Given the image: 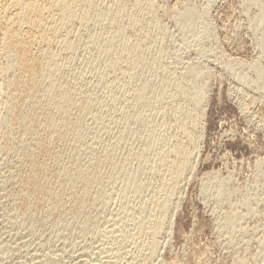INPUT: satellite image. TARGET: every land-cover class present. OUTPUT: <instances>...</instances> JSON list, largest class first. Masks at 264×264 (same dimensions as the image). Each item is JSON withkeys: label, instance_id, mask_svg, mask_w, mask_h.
I'll use <instances>...</instances> for the list:
<instances>
[{"label": "rangeland", "instance_id": "obj_1", "mask_svg": "<svg viewBox=\"0 0 264 264\" xmlns=\"http://www.w3.org/2000/svg\"><path fill=\"white\" fill-rule=\"evenodd\" d=\"M97 1L98 0H96L97 5L95 4V13L100 14L106 10L107 12L111 11L112 14L115 13L113 15L115 20L111 24H104V22L98 20L97 22H89L92 24L87 23L88 25H81L76 19L66 28H62L63 30L60 32V35H69L68 37L71 38L72 42H75V40L77 41L71 52L65 49V52H70L65 53L63 51L65 47H62L63 49L57 47L58 45L61 46L60 41L59 44L57 41V44L54 42V44L49 47L50 52H54L56 55L60 54L61 56L57 58L55 55V62H60L57 64V67L60 69L58 77L61 76L60 79H62L63 82L65 80L66 84L76 89L74 90L75 92L78 89V93H75L77 97L73 99L74 104L70 108L72 111L70 110L67 114L62 115L60 117L61 119L59 118L60 120L70 118L69 127L67 130H63L61 134H58L60 132L59 130H61L60 125L55 124V121H48L52 109L49 100H46L47 97L44 86H42V88L41 86L37 88L35 100L32 101L29 99L30 97L27 95L26 91L28 88L22 86V71L18 64L15 63L14 57H11V60L7 61L5 57L0 55V59H2L0 60V68L2 69L0 87L3 92H6L2 95L3 92L0 90V92H2L0 93V106L2 107H0V111L2 113L5 112L4 101H9L11 103L13 102L12 104H14L16 108V113L21 115V119L17 121L9 120L6 125H0V264H98L99 262L102 264H107L108 262V264H110V262L111 264L113 262L115 264H123L125 262L129 264V259L131 262L130 264H132V257L134 256L135 263V260L140 259L136 264H264V255L262 256L264 253L261 250H264V244L262 245L264 242V78H262L264 77V0H137L140 4L136 0L134 2L132 0H117V2L116 0H105L106 2L104 0H99V3ZM100 1H103L104 5H102L103 3ZM132 3L133 5H131ZM107 4V7L111 6L113 9L110 10L111 7L107 8ZM127 4L129 5L127 6ZM141 5L145 7L143 6L144 8H142ZM115 6L117 8H114ZM131 7L134 11H131L132 9L130 10ZM187 7L195 9V13L202 15V17L192 24L184 23V16L181 13H185L184 10H186ZM136 8H138V10H136ZM140 10L142 11L140 12ZM127 11L131 13L127 15ZM140 13L144 20L142 17H137ZM147 13L149 14L148 16ZM176 13L179 16H177ZM129 14L130 17L132 16L133 18L136 15V22L135 20L133 23L129 21ZM118 16L120 17L118 18ZM126 17L129 19H126ZM179 18H181V20ZM123 20L126 21L124 22ZM151 24L153 26H151ZM144 25L148 26L144 27ZM73 26L75 28H73ZM86 26L87 29L85 28ZM100 26L103 27L101 28ZM136 27L139 28L138 31H136ZM141 27H143V33L140 31ZM107 29L108 32H106ZM121 29L127 31H122ZM132 29L137 32L135 36V31L133 30L132 32ZM145 29H148L147 32ZM111 30L112 32H110ZM95 31L97 32L95 33ZM115 31L121 33V35L124 34V39L127 43L130 42V44L128 43L127 45H138L139 47L141 46L142 49L140 48V53L138 51H136L137 53L135 54L132 52L131 55L133 54L134 57L133 55L132 57L130 55L123 56V58L127 57L128 60H125V58V61L123 58L119 59L117 62L119 69L117 68L115 71L108 69L104 70L102 73V70L98 68L96 63V65H93L92 62L87 61L85 63L84 61L87 60L86 58L91 59L97 55L96 48L92 42L102 41L103 38H107L110 33L112 34ZM107 33L108 36L106 37ZM137 34L140 35L138 36ZM102 35L104 36L102 37ZM126 36L130 37L127 39ZM134 38L136 39L133 40ZM78 40L81 42H78ZM141 40L143 42H141ZM132 41L133 43H131ZM121 45V43L117 42L115 46L120 50ZM41 48L42 47L36 48L35 50L37 52L35 51L36 53H34L39 59L43 60L46 49H42L43 52L37 50ZM53 49H55V51H52ZM92 49L95 50L93 51ZM73 51L75 52L74 54ZM61 59L63 61H61ZM145 59L147 60L148 67H146V63H144L146 62ZM149 59L153 61V65ZM121 60L124 62L122 61V63H120ZM126 61L128 62L126 63ZM61 62H63V64ZM6 64L9 66L8 68H6ZM120 64L121 67H119ZM134 65L136 67H134ZM185 65H192L197 70L199 69L202 72H207L206 74H208L207 76L209 78H207L206 74H202V77L204 75L205 78H201V76L196 78L199 81L196 79L192 81L190 78L182 77V74H184L183 67H185ZM60 66L64 68L62 69ZM143 67L145 69H143ZM61 69L63 73H61ZM121 69L126 73L123 71L121 72ZM124 69L129 70L130 74L129 71L127 72V70L125 71ZM121 73H124V76ZM258 73L262 74L260 75L261 78L258 76ZM143 74L145 78L149 79H146L147 82L149 81V84H153H150L152 87L150 86L149 88L151 93L148 91V102L142 104L137 102V98L135 100L133 99L137 95L134 94L136 92L133 90L136 91V86L138 87L137 84L141 81H138V78H142ZM133 76L136 78L138 77L137 80H135V77L132 78ZM65 77L66 79H64ZM130 78L132 80H130ZM163 78H168V80H170L171 84H168L170 86L173 85V82V86L177 87V85H181H179L178 88L181 87L180 90H182L180 91L178 89V93H175L176 97L174 94L168 97L163 96L165 99L160 97L161 100H159L160 95L158 92L161 91L159 90L161 84L160 80H163ZM259 78L263 81L260 82ZM133 81H136V83ZM8 82H14L12 84L13 90H10L11 86H6ZM132 83H135L133 85L135 88L131 85ZM158 83H160L159 86ZM17 84L20 85L19 89ZM202 84L204 87L201 86ZM195 85L196 88L202 89L200 90L202 93H199L200 95L198 94L200 98L199 96H197V98L196 96L194 97L193 91H191V87ZM170 86L168 87L171 88ZM160 87L162 88L163 85L161 84ZM121 88L125 89V94L122 93L124 90L121 91ZM126 88L128 90L127 92ZM129 88L132 89L130 90ZM6 89L7 91H5ZM40 89L42 92H40ZM152 89L154 90L152 91ZM83 91H88L89 94L90 91L91 93H96L95 95H97L99 100H104V102L101 101L102 103L93 104L91 114L86 115V117L84 113L83 115L80 112V107L78 106L88 95L87 92L85 96V93H82ZM154 92L157 95H155ZM180 92H182L183 95H180ZM186 92L188 95H186ZM38 93L39 95L37 96ZM127 93L128 95H126ZM121 94L124 95V97H122ZM201 94L203 96H201ZM43 96L44 98L42 99ZM119 96L122 98H118ZM190 96H193V98ZM39 97H41L40 99L42 100H40ZM78 98H80V100ZM171 98H173V100ZM75 99H78L79 102ZM38 100L39 102H37ZM25 101L28 102V104ZM194 102L198 103L197 106L194 105ZM137 103L139 105H136ZM181 103H183L184 107H182ZM141 104L145 108L142 106L139 108ZM178 104H180V107ZM149 105L150 107H147ZM120 106H122L123 109ZM39 107L41 108L40 110H38ZM188 107L189 112H191V109L192 111L195 110V113H190V116L188 115L186 120L183 115H181V117L179 114L174 113L178 108ZM142 108L144 112L149 109L147 113L153 116L151 118L154 121L155 130L157 132L160 131L158 133L160 140L163 138V140H161V145H166V150L164 149V145L162 146L164 154V158H162L165 160L163 163H168L172 161V159L177 161L178 159V162H181L184 167L181 172L182 174L180 173L178 175L179 177L174 181L175 187H172L173 194L167 211L168 213L166 212L163 217H160V215L158 216L162 224L160 225V222H158L157 224L159 226L156 225V227H154L155 224L150 222L151 214L148 213L145 218L146 221L144 220V222H150L147 223L149 224L147 226L151 228L153 225L151 229L153 233L156 232L155 235L149 232L143 236L137 233V215L139 212L143 211V206H145V204L147 210H149L148 207L151 208V206H153L150 204H153L156 200L155 197L156 193H158V184L160 185L168 174L165 173L167 171H165L164 168H161V164L163 163L155 159L156 155L154 150L149 148L153 141L149 140L150 137L149 139L145 137V135L147 136L145 131L146 123L144 119H142V121L139 120L140 118L138 116V113L142 112ZM164 109L166 110L164 111ZM93 113H95V115ZM92 115L93 117H91ZM94 116L97 117L98 121L94 119ZM122 116L124 118L126 117V119L128 118V121L126 122ZM177 117L179 118L180 124L184 119L183 125H185V129L184 126L181 128L179 121H176L178 120ZM76 118H78L77 120H82L83 123L85 122V125L83 124L85 127L81 128V130L79 129L80 131L78 130L77 133L75 131L73 133L72 125L77 121ZM50 122H52V124ZM155 122L159 126L155 125ZM110 123L113 124L111 125ZM33 129L34 131H32ZM79 133H81V135ZM124 134L125 136L123 137ZM144 140L147 141V143H145ZM110 143L114 146L112 145V147H109ZM171 145L172 147H170ZM173 145L176 146L173 148ZM181 145L183 148H181ZM168 146L175 149L172 151H175L176 155L174 152H171V150H167L166 147ZM90 147L94 149H92V151L95 152L94 154L90 153ZM76 149H78L79 152ZM74 150H76L75 153H71L74 152ZM143 150L145 154H143ZM104 151L108 153L106 159ZM139 151H142V153ZM179 152L180 155H178ZM157 153L159 154V152ZM168 153L172 155H168ZM86 155L87 157L90 156L87 158ZM187 155L188 157H186ZM165 156L167 157L165 158ZM112 157L116 160H113ZM118 157L119 161L117 160ZM75 158H77V160ZM92 159L94 160V164H92ZM108 159L111 161L113 160L112 163L114 162L113 164L115 166L118 165L121 167L117 166L119 168L117 169V167L113 166L111 161L109 165H106L109 162ZM152 159H155V162H153ZM185 159L186 162H184ZM74 160H76V163ZM90 161L91 163L89 165ZM150 162L151 164H156V170L152 167L154 165H148ZM97 163L98 166H96ZM72 164L76 167L75 169L71 166ZM82 164H85V166ZM110 164L111 167L113 166L117 169V177H115L116 175L111 177L110 173H107V171L109 172V169H111ZM80 166L81 168H85L81 170ZM108 166L110 168H108ZM150 167L151 169L153 168V173L148 169ZM95 169L96 171L94 172ZM86 170L89 171L87 172ZM157 170L159 172H157ZM80 171L84 172V174ZM118 172L122 174L120 175ZM71 173L76 175L74 176ZM91 173H95V178L93 180ZM135 173L137 176H135ZM97 174H99V178ZM80 175H83V177ZM122 175L123 177H121ZM131 177L130 183H128V180H124L130 179ZM215 178H217L216 181L223 183L224 193L222 192V196H216L217 194H215V188L213 187ZM134 179H136L137 182L142 181L141 183L145 187L142 186V189L135 192L133 186L136 181H134ZM125 183H128L130 186L125 185ZM84 185H87V187ZM124 188L127 189L125 190ZM245 202L246 204H244ZM145 211L146 210H144L143 215L147 214V211L146 213ZM232 213L236 217L232 225H229L232 230L226 228L228 230L226 233V229L223 227L222 222L226 219V216ZM135 218L137 219L136 221L134 220ZM119 225L120 227L118 228ZM243 227L248 229H244ZM228 232L231 233V236L233 233L235 234H233V239H231L230 233ZM150 233L153 235V238H151ZM151 239L155 244L153 248L154 251L152 250L154 254L156 253L155 256L151 252H149L151 254L147 253L149 251H147V248L152 242ZM149 240H151V242ZM148 242H150V244ZM121 244L124 247H122ZM115 245H117L118 254L122 253L121 255L119 254L122 260L120 257L118 258L120 263L117 261V258L112 259L111 257V252L112 256L115 254ZM156 246H158V248ZM100 252L102 253L101 256H99L101 254ZM106 255H109L111 260ZM104 256H106L107 259L106 257L105 259L101 258ZM98 258L103 260L98 262ZM125 258H127L128 261H125ZM103 261L106 262L104 263ZM116 261L118 263H116Z\"/></svg>", "mask_w": 264, "mask_h": 264}, {"label": "bare ground", "instance_id": "obj_2", "mask_svg": "<svg viewBox=\"0 0 264 264\" xmlns=\"http://www.w3.org/2000/svg\"><path fill=\"white\" fill-rule=\"evenodd\" d=\"M99 1V0H98ZM97 1V2H98ZM105 1V0H104ZM109 1V0H108ZM133 2L135 1V0H132ZM137 1V0H136ZM141 1V0H140ZM153 1V0H152ZM101 2V1H100ZM106 2V1H105ZM116 2H117V0H116ZM138 3H139V1H137ZM151 2V1H150ZM99 3V2H98ZM101 3H103V1L101 2ZM107 3H109V2H107ZM111 3V2H110ZM145 3V2H144ZM147 3H149V2H147ZM152 3V2H151ZM190 3V2H189ZM95 4H96V0H0V55H2L3 57H5L6 59H7V61H9V60H11V57H14V59H15V63H17L18 64V66H19V68L21 69V71H22V81H23V83H22V86H26L28 89H26V91H27V95L30 97L29 99H31L32 101L33 100H35L36 99V92H37V88L38 87H40L41 86V88H42V86H44V88H45V94H46V97H47V99L46 100H49V104H50V106H51V109H52V112L50 113V117L48 118V121H55L56 123L55 124H59L60 125V127H61V130H59L60 132L58 133V134H61L62 133V131L63 130H67V128L69 127V121H70V118L69 119H64V120H60L61 118V116L62 115H64V114H67L70 110L72 111V109H70L71 108V106L74 104V98H76L77 96H76V94L75 93H78V89H77V91L75 92L74 90H76V89H73L71 86H69V84H66L65 82V80H64V82H63V80L62 79H60V77H58V75H59V71H60V69H59V67H57V64L58 63H60V62H58V63H56L55 62V59H56V56H57V58H58V56H60V54L59 55H56V54H54V52H50V49H49V47L51 46V45H53L54 44V42L57 44V41H58V44H59V41L61 42L60 43V45L61 46H57V47H60V48H62V47H65L64 49H63V51L65 50V49H67V50H70V52H71V50L74 48V46H75V43L77 42L76 40H75V42L73 41H71V38H69L68 36L69 35H67L66 33V35H64L63 33V35H60L61 33V30H63L62 28H66L71 22H74V20H76L77 19V21L82 25H86L87 23H89V22H97L98 20L99 21H102V22H104V24L105 23H109V24H111L115 19V17H113V15L115 14H112L111 13V11L110 12H107V10L106 11H103V12H101L100 14H98V13H95ZM106 4V3H105ZM122 4H124V3H122ZM129 4H130V2H129ZM129 4H127V6L129 5ZM135 4V3H134ZM140 4V3H139ZM146 4V3H145ZM144 4V5H145ZM150 4V3H149ZM153 4V3H152ZM97 5V4H96ZM100 5V4H99ZM99 5H98V7H99ZM102 5H104V3L102 4ZM101 5V6H102ZM111 5V4H110ZM113 5H114V3H113ZM121 5V4H120ZM126 5V4H125ZM131 5H133V3L131 4ZM136 5H138V4H136ZM135 5V6H136ZM143 5V6H144ZM184 5V4H183ZM108 6V4L106 5V7ZM116 6H117V4H116ZM114 7V8H117V7ZM123 6V5H122ZM126 6V7H127ZM134 6V7H135ZM142 6V5H141ZM142 6V8H144ZM191 6V5H190ZM109 7H111V6H109ZM109 7H107V8H109ZM146 7H147V5H146ZM151 7V6H150ZM123 8H124V6H123ZM141 8V7H140ZM139 8V9H140ZM194 8V7H193ZM98 9V8H97ZM96 9V10H97ZM106 9V8H105ZM104 9V10H105ZM111 9H113L112 7L110 8V10ZM132 9V7L130 8V10ZM135 9V8H134ZM153 9V8H152ZM98 10H100V9H98ZM109 10V9H108ZM129 10V9H128ZM136 10H138V8H136ZM181 10V9H180ZM183 10H184V8H183ZM197 10V9H196ZM116 11V10H115ZM114 11V12H115ZM131 11H134L133 9L131 10ZM142 10H140V12H141ZM152 11V10H151ZM185 11V13H181V14H183V16H184V18H183V20H184V23L186 22L187 24H192V23H194L196 20H199L201 17H202V15H198L197 13H195L196 11H195V9H191L190 7H187L186 8V10H184ZM183 11V12H184ZM97 12V11H96ZM99 12V11H98ZM118 12V11H117ZM139 12V11H138ZM137 12V13H138ZM147 12H148V10H147ZM123 13V12H122ZM125 13V12H124ZM128 13H131L130 11L128 12L127 11V15H128ZM126 14V13H125ZM144 14V13H143ZM177 14V13H176ZM175 14V15H176ZM180 14V15H181ZM200 14H202V13H200ZM126 15V16H127ZM149 14L147 13V16H148ZM177 16H179L178 14H177ZM176 16V17H177ZM182 16V17H183ZM120 16H118V18H119ZM129 17H130V14H129ZM135 17H136V15H135ZM135 17L133 18L132 16L130 17V22L131 23H133L134 22V20H135ZM137 17H142L141 16V13L137 16ZM122 18H123V16H122ZM132 18V19H131ZM143 18V17H142ZM150 18H152V17H150ZM154 18V17H153ZM126 19H129V18H127L126 17ZM158 19V18H157ZM180 20H181V18H179ZM136 20H137V18H136ZM136 20H135V22H136ZM143 20H144V18H143ZM151 20V19H150ZM259 20V19H258ZM118 21H119V19H118ZM124 22L126 21V20H123ZM122 21V22H123ZM139 21V20H138ZM147 21V20H146ZM153 21V20H152ZM121 22V23H122ZM181 22V21H180ZM78 23V24H79ZM98 23H100V22H98ZM145 23H147V22H145ZM154 23V22H153ZM183 23V24H184ZM79 24V25H80ZM89 24H92V23H89ZM130 24V23H129ZM157 24V23H156ZM156 24H154L156 27H158ZM74 25V24H73ZM88 25V24H87ZM94 25H95V23H94ZM123 25V24H122ZM125 25V24H124ZM133 25V24H132ZM135 25H138V24H135ZM142 25V24H141ZM78 26V25H77ZM104 26V25H103ZM102 26V27H103ZM108 26V25H107ZM109 26H111V25H109ZM112 26H113V24H112ZM125 26H127V25H125ZM148 25H144V27H147ZM151 26H153L152 24H151ZM150 26V27H151ZM70 27V26H69ZM68 27V28H69ZM97 27V26H96ZM101 27V26H100ZM101 27V28H102ZM105 27V26H104ZM121 27V26H120ZM129 27H130V25H129ZM133 27V26H132ZM67 28V29H68ZM73 28H75L74 26H73ZM79 28H80V26H79ZM78 28V29H79ZM86 29H87V26L85 27ZM89 28V27H88ZM100 28V29H101ZM109 28V27H108ZM116 28V27H115ZM125 28V27H124ZM131 28V27H130ZM137 28V27H136ZM142 28L143 27H141L140 28V31H142V33H143V30H142ZM82 29H83V26H82ZM85 29V30H86ZM110 29H111V27H110ZM109 29V30H110ZM120 29V28H119ZM118 29V30H119ZM128 29V28H127ZM138 29L139 28H137L136 29V31H138ZM80 30V29H79ZM116 30V29H115ZM122 31L123 30H125V29H121ZM133 30L134 29H132V32H133ZM148 30V29H147ZM147 30L145 29V31L147 32ZM66 31V30H65ZM64 31V32H65ZM83 31H84V29H83ZM99 31V30H98ZM125 31H127V30H125ZM130 31V30H129ZM135 31V30H134ZM135 31V34H134V36L136 35V32ZM63 32V31H62ZM71 32V31H70ZM73 32V31H72ZM75 32V31H74ZM97 31H95V33H96ZM106 32H108V29H107V31ZM110 32H112V30L110 31ZM158 32V31H157ZM76 33V32H75ZM74 33V34H75ZM87 33V32H86ZM102 33V32H101ZM123 33V32H122ZM142 33H141V35H142ZM155 33H156V31H155ZM74 34H73V36H74ZM99 34V33H98ZM106 34V33H105ZM126 34H127V32H126ZM125 34V35H126ZM130 34V33H129ZM132 34V33H131ZM150 34V33H149ZM96 35V34H95ZM124 34H122L121 35V33H119V32H117V31H115V32H113L112 34L110 33L109 34V36H108V33H107V35H106V37L107 38H103V40L102 41H96V42H92V43H94L93 45L95 46V48H96V53H97V55L95 56V57H93V58H91V59H89V58H86L85 60L86 61H84L85 63L87 62V61H89V62H92V64L94 65L95 63L97 64V66H98V68L100 69V70H102L101 72L103 73V71L104 70H114L115 71V69H117L118 68V60L119 59H122L123 58V56H125V55H130L131 57H132V55H131V53L133 52L134 54L135 53H137L136 51H138L139 52V50H141L142 48H141V46L139 47L138 45H127L128 43L130 44V42H128L127 43V41L124 39V36H123ZM138 36L140 35V34H137ZM144 35V34H143ZM155 35V34H154ZM160 35V34H159ZM94 36V35H93ZM99 36V35H98ZM98 36H97V38H98ZM104 35H102V37H103ZM131 36V35H130ZM130 36H128V37H130ZM78 37V36H77ZM77 37H76V39H77ZM90 37H92V36H90ZM127 37V36H126ZM128 37H127V39H128ZM137 37V36H136ZM145 37V36H144ZM73 38V37H72ZM79 38V37H78ZM153 38V37H152ZM73 39H75V38H73ZM80 39V38H79ZM136 38H134L133 40H135ZM139 39V38H138ZM141 39H142V36H141ZM146 39V38H145ZM98 40V39H97ZM130 40V39H129ZM144 40V39H143ZM80 40H78V42H79ZM88 41V40H87ZM87 41H85V42H87ZM94 41H95V37H94ZM81 42V41H80ZM117 42H119V43H121L122 45H121V48H120V50L115 46L116 45V43ZM141 42H143L142 40H141ZM148 42V41H147ZM89 43V42H88ZM90 43H91V41H90ZM89 43V44H90ZM131 43H133V41L131 42ZM56 44H55V46H56ZM136 44V43H135ZM145 44V43H144ZM78 45H79V43H78ZM77 45V46H78ZM141 45V44H140ZM87 46V45H86ZM85 46V47H86ZM38 47H42L40 50L39 49H37L38 51H42V49L43 50H45L46 49V52H45V56H44V59L43 60H41V59H39V57H37L36 56V48H38ZM57 47H56V49H57ZM144 47H145V45H144ZM51 48H53V47H51ZM92 48H93V46H92ZM118 49V51H117V49ZM141 48V49H140ZM61 49V50H62ZM76 49V48H75ZM74 49V50H75ZM87 49V48H86ZM85 49V50H86ZM61 50H60V53H61ZM93 51L95 50V49H92ZM36 51V52H35ZM52 51H55V49H53ZM84 51V50H83ZM82 51V52H83ZM35 52V53H34ZM43 52V51H42ZM65 52V51H64ZM66 52H68V51H66ZM65 52V53H66ZM70 52H68V53H70ZM57 53V52H56ZM75 52L73 51V54H74ZM85 53V52H84ZM140 53V52H139ZM58 54V53H57ZM62 54V53H61ZM73 54H71V55H73ZM91 54V53H90ZM56 55V56H55ZM140 55V54H139ZM142 55V54H141ZM157 55V54H156ZM66 56H67V54H66ZM68 56H69V54H68ZM137 56V55H136ZM135 56V57H136ZM41 57V56H40ZM61 57V56H60ZM129 57V56H128ZM133 57H134V55H133ZM152 57H154V56H152ZM2 58V57H1ZM125 58V60H128L127 59V57H124ZM124 58H123V60H124ZM130 58V57H129ZM137 58V57H136ZM138 58H139V56H138ZM6 59H5V61H6ZM14 59H13V62H14ZM78 59V58H77ZM141 59V58H140ZM147 59V58H146ZM145 59V61L146 62H144V63H146V67H148L147 66V60ZM0 60H2V59H0ZM67 60V59H66ZM66 60H65V62H66ZM79 60V59H78ZM123 60H121V62L120 63H122V61ZM124 60V61H125ZM133 60V59H132ZM131 60V61H132ZM150 61H151V59H149ZM162 60V59H161ZM61 61H63L62 59H61ZM123 61V62H124ZM138 61H139V59H138ZM138 61H136V62H138ZM149 61V62H150ZM13 62H12V65H13ZM128 61H126V63H127ZM134 62V61H133ZM132 62V63H133ZM140 62V61H139ZM152 62L153 61H151V64H152ZM9 63V62H8ZM14 63V64H15ZM62 64H63V62H61ZM79 63V62H78ZM82 63V62H81ZM126 63H125V66H126ZM129 63H130V61H129ZM61 64V65H62ZM65 64V63H64ZM95 64V65H96ZM135 64V63H134ZM138 64H140V63H138ZM161 64V63H160ZM80 65V64H79ZM78 65V66H79ZM85 65H87V64H85ZM135 65H137V64H135ZM134 65V67H136ZM153 65V64H152ZM193 65V64H192ZM192 65H185V67H183L184 69H183V72H184V74H182L181 76L182 77H187L188 79L190 78V80H192V81H194L196 78H198L199 76H201V78H203L204 77V75L207 73H205V72H202L201 70H197V69H195L194 68V66H192ZM241 65V64H240ZM253 65H254V63H253ZM257 65V64H256ZM6 66H7V64H6ZM65 66V65H64ZM84 66V65H83ZM96 66V67H97ZM122 66H123V64H122ZM132 66V65H131ZM138 66V65H137ZM149 66H150V63H149ZM246 66H247V64H246ZM259 66V65H258ZM9 66H7L6 68H8ZM13 67V66H12ZM12 67H11V69H12ZM119 67H121V64H120V66ZM127 67V66H126ZM129 67H130V65H129ZM133 67V66H132ZM144 67H145V65H144ZM143 67V69H145ZM253 67V66H252ZM60 68H62V66H60ZM64 68V67H63ZM62 68V69H63ZM66 68V67H65ZM97 68V69H98ZM122 68H124V67H122ZM160 68V67H159ZM248 68V67H247ZM259 68V67H258ZM3 69H4V67H3ZM62 69H61V73H63L62 72ZM98 69V70H99ZM119 69V68H118ZM130 69V68H129ZM138 69V68H137ZM13 70V69H12ZM99 70V71H100ZM125 70V69H124ZM127 70V69H126ZM125 70V71H126ZM156 70V69H155ZM181 70V69H180ZM204 70V69H203ZM255 70V69H254ZM5 71H6V69H5ZM14 71V70H13ZM66 71V70H65ZM69 71V70H68ZM94 71V70H93ZM118 71V70H117ZM123 70L121 69V72H122ZM129 70H127V72H128ZM257 71V70H256ZM255 71V72H256ZM261 71V70H260ZM1 72H2V69L0 68V75H1ZM113 72V71H112ZM124 72V71H123ZM134 72V71H133ZM19 73H21V72H19ZM93 73V72H92ZM106 73V72H105ZM109 73V72H108ZM124 73H126V72H124ZM124 73L122 74L123 76H124ZM160 73V72H159ZM101 74V73H100ZM113 74H114V72H113ZM116 74V73H115ZM129 74H130V71H129ZM135 74V73H134ZM146 74V73H145ZM172 74V73H171ZM202 74H204L203 75V77H202ZM259 74V73H258ZM61 75V74H60ZM126 75V74H125ZM160 75V74H159ZM169 75V74H168ZM208 74H206V76H207ZM260 75H262V74H259L258 76L260 77ZM5 76V75H4ZM3 76V77H4ZM99 76H101V75H99ZM116 76V75H115ZM119 76V75H118ZM117 76V77H118ZM129 76H131V75H129ZM128 76V77H129ZM137 76V75H136ZM153 76V75H152ZM151 76V77H152ZM2 77V78H3ZM107 77V76H106ZM116 77V78H117ZM128 77H126V78H128ZM135 76H133L132 78H134ZM165 77V76H164ZM175 77H176V75H175ZM243 77V76H242ZM15 78V77H14ZM82 78V77H81ZM109 78V77H108ZM138 78V77H137ZM137 78L135 77V80H137ZM141 77H139L138 78V81H140V83H138L137 85H138V87L136 86V91L135 90H133L134 92H136V93H134L133 95L135 96H133L134 98V100L136 99L137 100V102H140V103H145V102H148V91H150L149 90V88H150V84H153V83H148L147 82V80H149V79H147V78H145V75L143 74L142 75V78L140 79ZM205 78V77H204ZM207 78H209L208 76H207ZM243 78H245V77H243ZM242 78V79H243ZM257 78V77H256ZM261 78V77H260ZM260 78H259V81L261 82V81H263V80H260ZM262 78H264V77H262ZM1 79V78H0ZM64 79H66V77L64 78ZM101 79V78H100ZM100 79H98V80H100ZM147 79V80H146ZM170 79V78H169ZM183 79V78H182ZM181 79V80H182ZM186 79V78H185ZM10 80V79H9ZM9 80H7V81H9ZM126 80V79H125ZM130 80H132L131 78H130ZM196 80H198V79H196ZM4 81V80H3ZM112 81V80H111ZM116 81V80H115ZM161 81V84L163 85V87L161 88L160 86H161V84L160 83H158V86H159V84H160V86H159V90H161L160 92H158V94L160 95L159 96V98L160 97H163V96H171V95H174L175 93H178V91L180 90V88L181 87H179L178 88V86L180 85L179 84V82H178V84L179 85H177V84H175V85H177V87L176 86H173L174 85V82H173V85L172 86H170V85H168L169 83L171 84V82H170V80H168V78H166V79H164L163 78V80H160ZM199 81V80H198ZM133 82H135L136 83V81H133ZM176 82V81H175ZM14 82H8V84L6 85V86H11L10 87V90H13L12 89V84H13ZM17 83V82H16ZM44 83V84H43ZM111 83V82H110ZM134 83V84H135ZM195 83V82H194ZM193 83V84H194ZM84 84V83H83ZM99 84H100V82H99ZM115 84H117V83H115ZM115 84H114V86H115ZM119 84V83H118ZM133 83L131 84L132 86L134 85ZM0 85H1V83H0ZM123 85V84H122ZM128 85H130V84H128ZM15 86V85H14ZM17 86H18V89H19V86L20 85H18L17 84ZM155 86H157V85H155ZM168 86H170L171 88H169ZM181 86V85H180ZM201 86H203V84L201 85ZM108 87V86H107ZM130 87V86H129ZM134 87V86H133ZM152 87V86H151ZM204 87V86H203ZM7 88V87H6ZM25 88V87H24ZM78 88V87H77ZM100 88V87H99ZM135 88V87H134ZM206 88V87H205ZM17 89V88H16ZM109 89V88H108ZM130 90L132 89V88H129ZM179 89V90H178ZM184 89H186V88H184ZM191 91H193V94H194V97L196 96V98H197V96H199L200 94L199 93H202L200 90H202V89H198V87L196 88V85L195 86H193V87H191ZM0 90H1V87H0ZM44 90V89H43ZM122 90H124V91H122ZM130 90H129V93H130ZM154 89H152V91H153ZM158 90V91H159ZM182 90V89H181ZM180 90V91H181ZM187 90H189V89H187ZM2 91V90H1ZM5 91H7V89L5 90ZM15 91V90H14ZM73 91H74V94H73ZM92 91V90H91ZM91 91H90V94H89V92L88 91H83L82 93H85V96L87 95L86 93L88 92V95L86 96V98H85V100L80 104V105H78L79 107H80V112L83 114H85V117H86V115H88V114H91V109H93L92 108V105L93 104H95V103H100L102 100L100 99H98V97H97V95H95L96 93H91ZM95 91V90H94ZM97 91V90H96ZM121 91H122V93L123 94H125V89L123 88H121ZM128 90H127V88H126V92H127ZM3 92V91H2ZM2 92H0V93H2ZM39 92V91H38ZM40 92H42V90L40 89ZM102 92V91H101ZM155 92H157V91H155ZM154 92V94L155 95H157L156 93ZM184 92V91H183ZM4 93H6V92H3L2 93V95L4 94ZM8 93H9V91H8ZM79 93H81V92H79ZM133 93V92H132ZM150 93H151V91H150ZM187 93V92H186ZM10 94V93H9ZM12 94H14V93H12ZM17 94V93H16ZM182 94V92H180V95ZM189 94H192V93H189ZM199 94V95H198ZM11 95V94H10ZM39 95V93L37 94V96ZM75 97H74V96ZM79 95V94H78ZM81 95V94H80ZM126 95H128V93L126 94ZM131 95V94H130ZM129 95V96H130ZM183 95V94H182ZM184 95H185V92H184ZM186 95H188V93L186 94ZM13 96V95H12ZM84 96V97H85ZM115 96V95H114ZM113 96V97H114ZM117 96V95H116ZM121 96L122 97H124V95H122L121 94ZM121 96H119L118 98H120ZM175 97H176V94L174 95ZM201 96H203L202 94H201ZM2 97V96H1ZM84 97H83V99H84ZM112 97V96H111ZM121 97V98H122ZM156 97V96H155ZM167 97H166V99H167ZM174 97V98H175ZM186 97V96H185ZM188 97V96H187ZM191 97V96H190ZM5 98H7V97H5ZM4 98V99H5ZM10 98L12 99V97L10 96ZM41 97H39V99H40ZM44 98V96L42 97V99ZM81 98H82V96H81ZM109 98V97H108ZM120 98V99H121ZM153 98H154V96H153ZM152 98V99H153ZM158 98V99H159ZM164 98V97H163ZM191 98H193V96L191 97ZM199 98H200V96H199ZM38 99V98H37ZM42 99H40V100H42ZM79 100H80V98H78ZM78 99H75V100H77L78 102H79V100ZM113 99V98H112ZM115 99H117V98H115ZM156 99H157V97H156ZM165 99V98H164ZM172 100H173V98H171ZM2 100V99H1ZM159 100H161V98L159 99ZM200 100V99H199ZM4 101V100H3ZM113 101V100H112ZM111 101V102H112ZM150 101V100H149ZM2 102V101H1ZM26 102V101H25ZM37 102H39V100L37 101ZM102 102H104V100L102 101ZM101 102V103H102ZM116 102V101H115ZM132 102V101H131ZM136 102V101H135ZM177 102V101H176ZM200 102H201V100H200ZM199 102V103H200ZM4 103H5V112H1L0 111V125L1 126H3L2 124H5L6 125V123H8L9 122V120H15V121H17V120H19V119H21V115L20 114H18V113H16V108H15V106H14V104H12L11 102H9V101H7V102H5L4 101ZM3 103V104H4ZM27 104H28V102H26ZM75 103H76V101H75ZM113 103V102H112ZM117 103V102H116ZM155 103V102H154ZM173 103V102H172ZM192 103V102H191ZM195 103V102H194ZM2 104V103H1ZM22 104H23V101H22ZM45 104V103H44ZM78 104V103H77ZM76 104V105H77ZM106 104V103H105ZM126 104V103H125ZM142 104L140 105V107L139 108H141V106H142ZM150 104V103H149ZM182 104V107H184L183 106V103H181ZM197 102L194 104L195 106H197ZM25 105V104H24ZM37 105H39V104H37ZM37 105H36V107H37ZM41 105H42V103H41ZM46 105V104H45ZM47 105H48V102H47ZM121 105V104H120ZM136 105H139L138 103L136 104ZM145 105V104H144ZM180 104H178V106H179ZM188 105V104H187ZM193 105V106H194ZM4 106V105H3ZM28 106V105H27ZM34 106V105H33ZM44 106V105H43ZM75 106V105H74ZM108 106V105H107ZM113 106V105H112ZM116 106V105H115ZM123 106V105H122ZM122 106H120V107H122ZM132 106V105H131ZM170 106H172V105H170ZM176 106V105H175ZM174 106V107H175ZM185 106H186V104H185ZM193 106H192V109H193ZM194 106V107H195ZM1 107V106H0ZM101 107V106H100ZM111 107V106H110ZM134 107H136V106H134ZM143 108H145L144 106H142ZM147 107H150V105L149 106H147ZM180 107V106H179ZM190 107V106H189ZM189 107L188 108H178L174 113L176 114H179L180 116L181 115H183L184 117H185V120H186V117H188V115L190 114V113H192V112H194V111H192L191 109H190V111L191 112H189ZM2 108V107H1ZM4 108V107H3ZM44 108V107H43ZM73 108V107H72ZM143 108L141 109V111L143 110ZM162 108V107H161ZM171 108V107H170ZM170 108H169V110H170ZM41 108L39 107V109L38 110H40ZM97 109V108H96ZM100 109V108H99ZM103 109V108H102ZM122 109H123V107H122ZM148 109V108H147ZM176 109V108H175ZM37 110V109H36ZM37 110V111H38ZM111 110V109H110ZM166 109H164V111H165ZM168 110V109H167ZM168 110V111H169ZM173 110V109H172ZM171 110V111H172ZM112 111H113V109H112ZM149 111V109L148 110H146L145 112L144 111H142V112H140V113H138V116H139V120H141L142 121V119H144V121H145V131H146V133H147V136L145 135V137L147 138L148 137V139H149V137H150V139L149 140H151V141H153L152 142V144H151V146L149 147L150 149H153L154 150V152H155V159H157V160H160V163L162 162H164L165 160L163 159L164 157H163V148H162V146L164 145H161V140H163V138L160 140V137L158 136L159 134V132H157L155 129H156V127L154 126V121H153V119L151 118V117H153L152 115L150 116V114H148L147 112ZM162 111V110H161ZM23 112V111H22ZM43 112V111H42ZM49 112V111H48ZM103 112V111H102ZM106 112H107V110H106ZM127 112V111H126ZM153 112V111H152ZM163 112V111H162ZM39 113V112H38ZM46 113H47V111H46ZM71 113V112H70ZM195 113V112H194ZM196 113H197V111H196ZM45 114V113H44ZM83 114V115H84ZM94 115H95V113H93ZM128 114V113H127ZM27 115V114H26ZM71 115V114H70ZM174 115V114H173ZM193 115H195V114H193ZM200 115V114H199ZM38 116V115H37ZM45 116H46V114H45ZM68 116H69V114H68ZM115 116V115H114ZM136 116H137V113H136ZM137 116V117H138ZM159 116V115H158ZM175 116H177V115H175ZM179 116V117H180ZM190 116V115H189ZM201 116V115H200ZM29 117H30V115H29ZM43 117V116H42ZM91 117H93V115L91 116ZM116 117V116H115ZM123 117V116H122ZM134 117H135V115H134ZM172 117V116H171ZM182 117V116H181ZM194 117V116H193ZM27 118V117H26ZM37 118V117H36ZM60 118V119H59ZM84 118V117H83ZM104 118V117H103ZM170 118V117H169ZM195 118V117H194ZM78 118H76V120H77ZM85 119V118H84ZM84 119H83V121H84ZM94 119L96 120V121H98L97 120V117L96 116H94ZM123 119H125V121L127 122L128 120V118L126 119V117L124 118L123 117ZM131 119V118H130ZM133 119V118H132ZM136 119V118H135ZM172 119V118H171ZM177 119L178 120H176L177 122L179 121V118L177 117ZM181 119V118H180ZM198 119V118H197ZM73 120V119H72ZM94 120V121H95ZM114 120V119H113ZM134 120V119H133ZM154 120H156V119H154ZM168 120V119H167ZM184 120V119H183ZM182 120V123L180 124V121H179V124H180V126H181V128H183V126H184V129H185V125H183V121ZM200 120V119H199ZM93 121V122H94ZM138 121V120H137ZM157 121V120H156ZM192 121V120H191ZM43 122V121H42ZM72 122V121H71ZM114 122V121H113ZM164 122V121H163ZM166 122V121H165ZM168 122V121H167ZM175 122V121H174ZM194 122V121H193ZM18 123V122H17ZM20 123V122H19ZM38 123V122H37ZM44 123V122H43ZM51 124H52V122H50ZM85 123V122H84ZM83 122H82V120H77L73 125H72V131H73V133H74V131L77 133V131L80 129L81 130V128H83V127H85V126H83V124H84ZM98 123V122H97ZM96 123V124H97ZM100 123V122H99ZM131 123V122H130ZM135 123V122H134ZM23 124V123H22ZM94 124V123H93ZM111 124V123H110ZM113 124V123H112ZM111 124V125H112ZM127 124V123H126ZM164 124V123H163ZM189 124V123H188ZM49 125V124H48ZM85 125V124H84ZM115 125V124H114ZM124 125V124H123ZM155 125H157L156 124V122H155ZM177 125V124H176ZM125 126V125H124ZM157 126H159V125H157ZM162 126H165V125H162ZM192 126H193V124H192ZM5 127V126H4ZM10 127V126H9ZM8 127V128H9ZM12 127V126H11ZM16 127V126H15ZM126 127V126H125ZM194 127V126H193ZM7 128V127H6ZM119 128V127H118ZM162 128V127H161ZM166 128H167V126H166ZM179 128V127H178ZM4 129V128H3ZM12 129H13V127H12ZM16 129V128H15ZM18 129V128H17ZM23 129V128H22ZM57 129V128H56ZM84 129H86V128H84ZM101 129V128H100ZM110 129H113V128H110ZM126 129V128H125ZM129 129V128H128ZM164 129V128H163ZM170 129V128H169ZM183 129V130H184ZM42 130V129H41ZM79 130V131H80ZM144 130V129H143ZM165 130V129H164ZM187 130H188V128H187ZM32 131H34V129L32 130ZM101 131V130H100ZM112 131V130H111ZM115 131V130H114ZM133 131V130H132ZM144 131V132H145ZM177 131V130H176ZM179 131V130H178ZM181 131H182V129H181ZM186 131V130H185ZM191 131V130H190ZM16 132V131H15ZM47 132V131H46ZM51 132H52V130H51ZM82 132H83V130H82ZM96 132V131H95ZM125 132V131H124ZM123 132V133H124ZM127 132V131H126ZM187 132V131H186ZM185 132V133H186ZM75 133V134H76ZM134 133V132H133ZM183 133V132H182ZM190 133V132H189ZM38 134V133H37ZM52 134H55V133H52ZM51 134V135H52ZM80 135H81V133H79ZM83 134H84V132H83ZM90 134V133H89ZM98 134V133H97ZM119 134V133H118ZM131 134H132V132H131ZM161 134V133H160ZM188 134V133H187ZM191 134V133H190ZM11 135V134H10ZM48 135V134H47ZM74 135V134H73ZM77 135V134H76ZM128 135V134H127ZM177 135V134H176ZM184 135H186V134H184ZM69 136V135H68ZM79 136V135H78ZM77 136V137H78ZM116 136V135H115ZM125 136V134L123 135V137ZM130 136V135H129ZM192 136V135H191ZM51 137V136H50ZM76 137V136H75ZM120 137V136H119ZM159 137V138H158ZM165 137V136H164ZM168 137V136H167ZM176 137V136H175ZM186 137H188V136H186ZM221 137V136H220ZM88 138V137H87ZM113 138V137H112ZM152 138V139H151ZM80 139H82V138H80ZM114 139V138H113ZM128 139V138H127ZM168 139V138H167ZM171 139V138H170ZM49 140H50V138H49ZM70 140V139H69ZM89 140V139H88ZM116 140V139H115ZM147 140V139H146ZM172 140V139H171ZM40 141H42V140H40ZM46 141V140H45ZM58 141V140H57ZM68 141V140H67ZM72 141V140H71ZM79 141V140H78ZM145 141V140H144ZM180 141V140H179ZM117 142V141H116ZM123 142V141H122ZM121 142V143H122ZM126 142V141H125ZM166 142V141H165ZM168 142H170V141H168ZM167 142V143H168ZM176 142V141H175ZM33 143V142H32ZM51 143V142H50ZM70 143V142H69ZM112 143V142H111ZM110 143V144H111ZM114 143V142H113ZM144 143V142H143ZM145 143H147V141H145ZM47 144H48V141H47ZM71 144V143H70ZM74 144V143H73ZM84 144V143H83ZM87 144V143H86ZM94 144V143H93ZM107 144V143H106ZM109 144V147L111 146L112 147V145L113 144H111L110 145ZM142 144V143H141ZM173 144H175V143H173ZM186 144H187V142H186ZM185 144V145H186ZM26 145V144H25ZM35 145V144H34ZM117 145V144H116ZM147 145V144H146ZM169 145V144H168ZM177 145V144H176ZM176 145H173V148H174V146H176ZM179 145V144H178ZM84 146V145H83ZM87 146V145H86ZM89 146V145H88ZM114 146V145H113ZM119 146V145H118ZM165 146L166 145H164V149H165ZM182 146V145H181ZM41 147V146H40ZM46 147H47V145H46ZM120 147V146H119ZM122 147V146H121ZM143 147V146H142ZM170 147H172V145L170 146ZM169 146L168 147H166L167 148V150H171V152H174V154H175V151H172V150H175V149H173V148H170ZM186 147V146H185ZM89 148V147H88ZM91 148V147H90ZM145 148V147H144ZM168 148H170V149H168ZM181 148H183V146L181 147ZM10 149H11V147H10ZM87 149V148H86ZM92 149L93 148H91V151H90V153L91 154H94L95 152H93L92 151ZM112 149V148H111ZM148 149V148H147ZM147 149H145V150H147ZM22 150V149H21ZM50 150V149H49ZM76 150H78V149H76ZM76 150H74V152H71V153H75V151ZM81 150V149H80ZM94 150V149H93ZM103 150H104V148H103ZM109 150H110V148H109ZM141 150V149H140ZM166 150V149H165ZM164 150V151H165ZM176 150H178V149H176ZM180 150V149H179ZM96 151V150H95ZM107 151V150H106ZM181 151H182V149H181ZM180 151V152H181ZM29 152V151H28ZM58 152V151H57ZM78 152H79V150H78ZM87 152V151H86ZM109 152H111V151H109ZM139 152H141L142 153V151H139ZM151 152H153V151H151ZM157 152H159V154L157 153ZM180 152H179V154L178 155H180ZM185 152V151H184ZM194 152V151H193ZM70 153V152H69ZM104 153H105V151H104ZM115 153V152H114ZM141 153H138V154H141ZM28 154V153H27ZM106 155H105V159H106V156L108 155V153H105ZM112 154V153H111ZM120 154V153H119ZM122 154V153H121ZM143 154H145L144 153V150H143ZM142 154V155H143ZM166 154H167V151H166ZM181 154H182V152H181ZM196 154V153H195ZM73 155V154H72ZM88 155V154H87ZM87 155H86V157H87ZM131 155V154H130ZM168 155H172L171 153L169 154L168 153ZM176 155V154H175ZM186 155V154H185ZM189 155V154H188ZM188 155L186 156V157H188ZM80 156V155H79ZM90 156V155H89ZM88 156V157H89ZM94 156V155H93ZM92 156V157H93ZM103 156H104V154H103ZM134 156H136V155H134ZM141 156V155H140ZM139 156V157H140ZM147 156H148V154H147ZM147 156H146V161H147ZM74 157V156H73ZM85 157V156H84ZM85 157V158H86ZM87 157V158H88ZM91 157V158H92ZM99 157H101V156H99ZM98 157V158H99ZM108 157H110V156H108ZM114 157V156H113ZM113 157H112V159H113ZM150 157V156H149ZM163 157V158H162ZM167 156H165V158H166ZM172 157V156H171ZM170 157V158H171ZM177 157V156H176ZM175 157V158H176ZM180 157V156H179ZM29 158V157H28ZM71 158V157H70ZM80 158V157H79ZM143 158V157H142ZM169 158V159H170ZM174 158V157H173ZM178 158V157H177ZM176 158V159H177ZM17 159V158H16ZM72 159V158H71ZM74 159V158H73ZM76 160H77V158H75ZM141 159V158H140ZM144 159V158H143ZM155 159H152L153 160V162H155ZM36 160V159H35ZM59 160V159H58ZM76 160H74L75 161V163H76ZM88 160H90V159H88ZM93 160V159H92ZM109 160V162H108V164H106V165H109V163H110V159H108ZM113 160H116L115 158L113 159ZM112 160V161H113ZM117 160L119 161V157L117 158ZM151 160V161H152ZM157 160H156V162H157ZM163 160V161H162ZM171 160V159H170ZM180 160H181V158H180ZM179 160V161H180ZM112 161H111V163H112ZM139 161V160H138ZM143 161V160H142ZM142 161H140V162H142ZM145 161V162H146ZM149 161V160H148ZM167 161V160H166ZM184 161V160H183ZM73 162V161H72ZM86 162V161H85ZM99 162V161H98ZM106 162V163H107ZM144 162V161H143ZM184 162H186V159H185V161ZM74 163V164H75ZM79 163V162H78ZM77 163V164H78ZM90 163H91V161L89 162V165H90ZM114 163V162H113ZM112 163V164H113ZM158 164H159V162H157ZM92 164H94V160H93V162H92ZM104 164V163H103ZM116 164V163H115ZM118 164V163H117ZM119 164H120V162H119ZM150 164H151V162L148 164L149 166H150ZM165 164V165H164ZM167 164V165H166ZM169 164V165H168ZM83 165V164H82ZM152 165H154L153 163L151 164V166ZM160 165V164H159ZM158 165V166H159ZM72 167H74L73 166V164L71 165ZM77 166V165H76ZM83 166H85V164L83 165ZM82 166V167H83ZM88 166V165H87ZM92 166V165H91ZM96 166H98V163L96 164ZM95 166V167H96ZM113 166H115L114 164H113ZM111 167V164H110V167H111V169H109V172L107 171V173L109 174L110 173V176L111 177H114L116 174H117V169H119L118 167H121V166H115V167H117V169H115V167ZM124 166V165H123ZM149 166H147V167H149ZM161 168H164V170L165 171H167V172H165V173H167L168 175H167V177H165L164 178V180H162V183L159 185L158 183V193H156V200L154 201V203L152 204H150V205H153V206H151V208L150 207H148V209L149 210H147L146 208V204H145V206H143L144 208H143V211L142 212H139V214L137 215L138 216V220L135 218L134 220L136 221V224H137V228H138V230H137V233H138V235H141V236H143L144 234H146V233H149V232H151L152 234H154L155 235V232L153 233V231H152V227H153V225H152V227L150 228V227H148L147 225H149V224H147V223H150V222H152L153 224H155V226L154 227H156V225H158L157 223L158 222H160V220L158 219V216L160 215V217H163V215H165L166 214V212L168 211V208H169V205H170V202H171V196H172V187L174 188L175 186H174V181L176 180V178H178L179 176V174L183 171V164L181 163V162H178V159H177V161H174L173 159H172V161H170V162H166V163H163V164H161ZM164 166V167H163ZM77 167H79V166H77ZM105 167H107V166H105ZM109 166H108V168H110ZM152 167H154L155 168V170L157 169L156 168V164L154 165V166H152ZM62 168V167H61ZM76 167H74V169H75ZM80 168H81V166H80ZM85 168V167H84ZM84 168H81V170L82 169H84ZM141 168V167H140ZM161 168H160V170H161ZM192 168V167H191ZM89 169V168H88ZM96 169H97V167H96ZM96 169L94 170V172L96 171ZM106 169V168H105ZM123 169V168H122ZM148 169H150L151 171H152V169H151V167L150 168H148ZM98 170V169H97ZM111 170V171H110ZM121 170V169H120ZM124 170H125V168H124ZM159 170V169H158ZM157 170V172H159ZM186 170V169H185ZM43 171V170H42ZM76 171V170H75ZM87 171V170H86ZM85 171V172H86ZM89 171V170H88ZM87 171V172H88ZM119 171V170H118ZM122 171V170H121ZM126 171V170H125ZM62 172H64V171H62ZM61 172V173H62ZM81 172V171H80ZM80 172H78V173H80ZM157 172H156V174H157ZM12 173V172H11ZM70 173V172H69ZM82 174H84V172H81ZM125 173V172H124ZM130 173H133V172H130ZM137 173V172H136ZM135 173V176H137V174ZM139 173V172H138ZM152 173H153V171H152ZM155 173V172H154ZM62 174H64V173H62ZM72 174V173H71ZM92 174V173H91ZM99 174H100V172H99ZM99 174H97L98 175V178L100 177L99 176ZM118 174H122V173H120V172H118ZM129 174V173H128ZM182 174V173H181ZM72 175H74V174H72ZM76 175V174H75ZM74 175V176H75ZM90 175V174H89ZM65 176V175H64ZM71 176V175H70ZM81 177H83V175H80ZM104 176V175H103ZM107 176V175H106ZM129 176V175H128ZM127 176V177H128ZM166 176V175H165ZM58 177V176H57ZM89 177V176H88ZM111 177H110V179H111ZM115 177H117V175L115 176ZM119 177V176H118ZM121 177H123V175L121 176ZM120 177V178H121ZM126 177V178H127ZM130 177V176H129ZM133 177V176H132ZM132 177L130 178V179H124L125 181L126 180H128V183H130L129 181L132 179ZM164 177V176H163ZM69 178V177H68ZM67 178V179H68ZM90 178V177H89ZM95 178V173H93L92 174V180ZM81 179V178H80ZM113 179V178H112ZM119 179V178H118ZM138 179V178H137ZM151 179V178H150ZM155 179V178H154ZM216 179L217 178H215V181H214V183H213V187L215 188V194H217L216 196H220L221 194H222V192H223V183H221L220 181H216ZM220 179V178H219ZM223 179V178H222ZM230 179V178H229ZM78 180V179H77ZM84 180V179H83ZM116 180H117V178H116ZM225 180V179H224ZM27 181V180H26ZM56 181V180H55ZM79 181V180H78ZM78 181H75V182H78ZM81 181V180H80ZM86 181H88V180H86ZM114 181H115V179H114ZM134 181H136V179H134ZM180 181V180H179ZM59 182V181H58ZM74 182V183H75ZM142 182V181H141ZM141 182H134V186H133V184L131 183V185L133 186V188H134V191L135 192H138L140 189H142V186H143V184L141 183ZM209 182V181H208ZM213 182V181H212ZM211 182V183H212ZM225 182V181H224ZM226 182H227V180H226ZM80 183V182H79ZM109 183V182H108ZM128 183H125V185H129ZM145 183V182H144ZM228 183V182H227ZM52 184V183H51ZM72 184V183H71ZM81 184V183H80ZM80 184H78V185H80ZM177 184V183H176ZM175 184V185H176ZM28 185V184H27ZM57 185V184H56ZM66 185V184H65ZM225 185V184H224ZM30 186V185H29ZM72 186V185H71ZM70 186V187H71ZM85 186V185H84ZM97 186V185H96ZM130 186V185H129ZM3 187V186H2ZM39 187V186H38ZM64 187V186H63ZM85 187H87V185L85 186ZM143 187H145V186H143ZM36 188V187H35ZM116 188V187H115ZM120 188V187H119ZM154 188V187H153ZM51 189V188H50ZM86 189V188H85ZM111 189V188H110ZM113 189V188H112ZM125 189V188H124ZM127 189V188H126ZM125 189V190H126ZM133 190V189H132ZM145 190V189H144ZM247 190V189H246ZM57 191V190H56ZM85 191V190H84ZM114 191V190H113ZM156 191V192H157ZM174 191V190H173ZM51 192V191H50ZM55 192V191H54ZM120 192V191H119ZM26 193V192H25ZM48 193V192H47ZM69 193V192H68ZM88 193V192H87ZM224 193V192H223ZM105 194V193H104ZM137 194V193H136ZM140 194V193H139ZM155 195V194H154ZM223 195V194H222ZM221 195V196H222ZM54 196V195H53ZM139 196V195H138ZM229 196V195H228ZM31 197V196H30ZM25 198V197H24ZM52 198V197H51ZM152 198V197H151ZM173 198V197H172ZM220 198V197H219ZM76 199V198H75ZM77 200V199H76ZM141 200V199H140ZM248 200V199H247ZM75 201V200H74ZM243 201V200H242ZM245 201V200H244ZM86 202V201H85ZM248 202V201H247ZM57 203V202H56ZM145 203V202H144ZM59 204V203H58ZM80 204V203H79ZM86 204V203H85ZM84 204V205H85ZM244 204H246V202L244 203ZM243 204V205H244ZM71 205V204H70ZM74 205V204H73ZM175 205V204H174ZM245 206H247V205H245ZM78 207H80V206H78ZM171 207H173V206H171ZM73 208V207H72ZM50 209H51V207H50ZM81 210V209H80ZM79 210V211H80ZM144 210H146L147 211V214H144L143 215V213H144ZM85 211V210H84ZM146 211H145V213H146ZM170 211V210H169ZM237 211V210H236ZM235 211V212H236ZM254 211V210H253ZM212 212V211H211ZM148 213H150L151 214V221L150 222H148L147 221V223H145L144 222V220H145V218L147 217V215H148ZM168 213V212H167ZM170 213V212H169ZM67 214V213H66ZM82 214V213H81ZM86 214V213H85ZM150 214H149V218H150ZM245 214H246V211H245ZM225 215H226V213H225ZM60 216H61V214H60ZM171 216V215H170ZM245 216V215H244ZM83 217V216H82ZM126 217H127V215H126ZM159 217V218H160ZM169 217V216H168ZM236 216L232 213L231 215H229V216H226V219L222 222L223 223V227L226 229V228H230L231 229V226H229V225H232V223H233V221H234V218H235ZM238 217V216H237ZM240 217V216H239ZM119 218V217H118ZM243 218V217H242ZM8 219V218H7ZM16 219V218H15ZM21 219V218H20ZM80 219V218H79ZM117 219V218H116ZM132 219V218H131ZM74 220V219H73ZM150 220V219H149ZM70 221V220H69ZM146 221V220H145ZM72 222V221H71ZM165 222V221H164ZM8 223V222H7ZM64 223H65V221H64ZM67 223V222H66ZM73 223V222H72ZM133 223V222H132ZM131 223V224H132ZM236 223V222H235ZM160 225L162 224L161 222L159 223ZM240 224V223H239ZM114 225H115V223H114ZM113 225V226H114ZM134 225V224H133ZM132 225V226H133ZM30 226V225H29ZM110 226V225H109ZM159 226V225H158ZM222 226V225H221ZM240 226V225H239ZM120 227V225L118 226V228ZM5 228V227H4ZM113 228V227H112ZM111 228V229H112ZM132 228V227H131ZM223 228V229H224ZM242 228V227H241ZM244 228V227H243ZM240 229V228H239ZM238 229V230H239ZM244 229H248V228H244ZM155 230V229H154ZM159 230H160V228H159ZM232 230V229H231ZM241 230V229H240ZM158 231V230H157ZM161 231V230H160ZM166 231V230H165ZM226 231H228L227 229L225 230V232ZM230 231V230H229ZM233 231H234V229H233ZM246 231V230H245ZM236 232V231H235ZM118 233V232H117ZM150 233V235H151V238H153L152 236V234ZM158 233H159V231H158ZM227 233V232H226ZM228 233H230V232H228ZM134 234V233H133ZM217 234V233H216ZM234 234V233H233ZM233 234H232V236H231V233H230V236H231V239H233L232 237H233ZM245 234H246V232H245ZM149 235V234H148ZM235 235V234H234ZM264 235V234H263ZM115 236H117V235H115ZM225 236V235H224ZM223 236V237H224ZM118 237V236H117ZM135 238V237H134ZM222 238V237H221ZM156 239V238H155ZM228 239H230V238H228ZM121 240V239H120ZM126 240V239H125ZM152 240V239H151ZM151 240H149L150 242H151ZM219 240V239H218ZM244 240V239H243ZM224 241V240H223ZM247 241V240H246ZM118 242H120V241H118ZM122 242V241H121ZM150 242H148L149 244H150ZM258 242V241H257ZM100 243V242H99ZM104 243V242H103ZM132 243V242H131ZM234 243V242H233ZM120 244V243H119ZM264 244V242L262 243V245ZM122 245V244H121ZM148 245V244H147ZM259 245V244H258ZM116 246L117 245H115V248H116ZM104 247V246H103ZM122 247H124L123 245H122ZM129 247V246H128ZM147 247V246H146ZM155 247V244H154V242H153V240H152V242H151V244L149 245V247L147 248V253H149V252H151V253H153V248ZM157 248H158V246H156ZM114 248V247H113ZM112 248V249H113ZM114 248V249H115ZM121 248V247H120ZM263 248H264V245H263ZM118 248H116V250H115V256L113 255L112 256V252H111V257H112V259H114V258H119L120 257V255L122 254H118V250H117ZM127 249V248H126ZM100 250V249H99ZM102 250H104V249H102ZM102 250H101V252H102ZM111 250V249H110ZM153 250V251H152ZM159 250V249H158ZM262 251H263V253H264V250L263 249H261ZM118 251V252H117ZM121 251V250H120ZM156 251H157V249H156ZM262 251H261V253H262ZM100 252V253H101ZM107 252H108V250H107ZM110 252V251H109ZM128 252V251H127ZM201 252V251H200ZM103 253H104V251H103ZM146 253V254H147ZM151 253H149V254H151ZM244 253V252H243ZM136 254V253H135ZM154 254V253H153ZM156 254V253H155ZM155 254H154V256H155ZM102 255V253L99 255V256H101ZM105 255V254H104ZM125 255V254H124ZM139 256H141L140 254H138ZM242 255V254H241ZM264 254H262V256H263ZM106 256H108V258L110 257L109 255H106ZM106 256H104V257H101V258H104L105 259V257ZM131 256V255H130ZM133 256V255H132ZM137 256V255H136ZM145 256V255H144ZM123 257V256H122ZM135 257V256H134ZM134 257H132L133 258V260H132V258H131V260L133 261L132 262V264H136L137 263V261L139 262V260L140 259H138L137 257V259L138 260H135L136 261V263L134 262ZM241 257V256H240ZM124 258V257H123ZM130 258V257H129ZM146 258V257H145ZM151 258V257H150ZM97 259V258H96ZM106 259H107V257H106ZM110 259V258H109ZM120 259H121V257H120ZM238 259V258H237ZM264 259V258H263ZM100 260H103V259H99L98 258V262L100 261ZM111 260V259H110ZM122 260V259H121ZM128 261V259L127 258H125V261ZM239 260V259H238ZM112 261H114V260H112ZM117 261H119V259L117 260ZM116 261V263H118ZM124 261V260H123ZM154 261H155V259H154ZM104 263L106 262V261H103ZM108 262V261H107ZM161 262V261H160ZM99 263H101V262H99ZM98 263V264H99ZM109 263V262H108ZM107 263V264H108ZM119 263H120V261H119ZM131 262H130V259H129V264H130ZM240 263V262H239ZM251 263V262H250ZM97 264V263H96ZM102 264V263H101ZM106 264V263H105ZM110 264H111V262H110ZM112 264H115L114 262L112 263ZM123 264H126V262L125 263H123ZM141 264H143V263H141ZM156 264V263H155ZM159 264H161V263H159ZM163 264V263H162ZM179 264V263H178Z\"/></svg>", "mask_w": 264, "mask_h": 264}]
</instances>
